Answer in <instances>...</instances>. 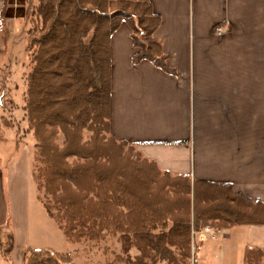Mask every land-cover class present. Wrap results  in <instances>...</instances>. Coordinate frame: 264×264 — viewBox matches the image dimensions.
<instances>
[{"label": "trees", "instance_id": "1", "mask_svg": "<svg viewBox=\"0 0 264 264\" xmlns=\"http://www.w3.org/2000/svg\"><path fill=\"white\" fill-rule=\"evenodd\" d=\"M27 2L26 18L33 25L27 32L32 69L26 112L39 150L34 178L49 197L48 214L69 240L121 231L123 252L136 246L144 257L135 263L118 257L112 264H150L148 259L198 264L203 240L193 253V231L264 224V202L233 191L231 184L192 182L147 158L133 159L134 144L112 135L110 40L124 21L137 49L132 62L148 60L178 75L155 36L161 16L151 0ZM6 10L4 0L2 17ZM159 174L175 182H164ZM67 263L73 264L69 253L30 247L25 252V264ZM245 264H264V249L247 250Z\"/></svg>", "mask_w": 264, "mask_h": 264}, {"label": "crops", "instance_id": "2", "mask_svg": "<svg viewBox=\"0 0 264 264\" xmlns=\"http://www.w3.org/2000/svg\"><path fill=\"white\" fill-rule=\"evenodd\" d=\"M151 2L161 16L155 36L178 75L148 60L134 64L137 49L124 21L110 40L112 135L134 144L161 170L192 182L231 184L264 202V0ZM13 21L0 14V49L5 28L17 37ZM5 156L0 153V162ZM6 221L0 210V228ZM216 230L203 240L198 264H245L247 250L264 249V224Z\"/></svg>", "mask_w": 264, "mask_h": 264}, {"label": "rangeland", "instance_id": "3", "mask_svg": "<svg viewBox=\"0 0 264 264\" xmlns=\"http://www.w3.org/2000/svg\"><path fill=\"white\" fill-rule=\"evenodd\" d=\"M27 1L7 0L5 15H9L12 20L14 18L11 34L17 37L10 38L5 28L3 43L6 46L0 49V112L4 114L2 127L7 128L1 135L6 133L8 139L7 144L4 143V150L0 149V153L6 155L0 162L4 176V186L0 188V210L7 220L4 227L0 228V264H25L28 247L69 253L73 264H112L118 257L131 258L135 263L144 257L143 252L136 246L129 253L123 252L122 237L125 233L104 230L96 240H69L58 220L48 214L44 205L49 197L40 190L34 178L39 150L37 140L29 130L26 112L28 75L32 69L31 54L26 49L27 32L33 25L26 18ZM62 140L60 137V143ZM132 146L130 157L144 159L136 146ZM158 178L164 182H175L173 177L162 174ZM177 182L183 183L182 180ZM192 233L191 246L194 253L199 242L210 236L200 232ZM130 236L136 242V235L131 233ZM146 261L151 264L153 260ZM188 262L193 264V259ZM156 264L170 262L159 260Z\"/></svg>", "mask_w": 264, "mask_h": 264}, {"label": "built area", "instance_id": "4", "mask_svg": "<svg viewBox=\"0 0 264 264\" xmlns=\"http://www.w3.org/2000/svg\"><path fill=\"white\" fill-rule=\"evenodd\" d=\"M224 33V29H219L218 30V34L222 35ZM201 234H205V235H209L210 237L214 238L215 236H217V230L215 228H212L211 226H207L204 228V230L202 232H200Z\"/></svg>", "mask_w": 264, "mask_h": 264}, {"label": "water", "instance_id": "5", "mask_svg": "<svg viewBox=\"0 0 264 264\" xmlns=\"http://www.w3.org/2000/svg\"><path fill=\"white\" fill-rule=\"evenodd\" d=\"M67 264H70V263H67Z\"/></svg>", "mask_w": 264, "mask_h": 264}]
</instances>
